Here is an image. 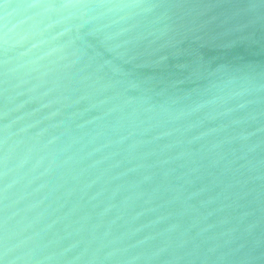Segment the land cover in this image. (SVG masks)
I'll return each mask as SVG.
<instances>
[{
    "label": "water",
    "instance_id": "water-1",
    "mask_svg": "<svg viewBox=\"0 0 264 264\" xmlns=\"http://www.w3.org/2000/svg\"><path fill=\"white\" fill-rule=\"evenodd\" d=\"M0 264H264V0H0Z\"/></svg>",
    "mask_w": 264,
    "mask_h": 264
}]
</instances>
